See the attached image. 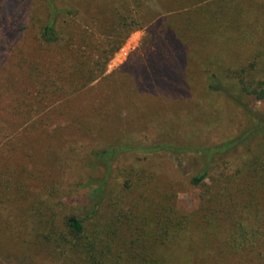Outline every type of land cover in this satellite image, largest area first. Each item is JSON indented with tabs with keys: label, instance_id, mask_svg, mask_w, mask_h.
<instances>
[{
	"label": "rangeland",
	"instance_id": "rangeland-1",
	"mask_svg": "<svg viewBox=\"0 0 264 264\" xmlns=\"http://www.w3.org/2000/svg\"><path fill=\"white\" fill-rule=\"evenodd\" d=\"M117 19L126 22L119 30ZM50 24L76 74L86 81L94 78L81 95L66 97L47 86L46 71L65 62L64 54L55 56L40 40ZM212 30L219 34L214 41L217 32ZM171 31L183 38L195 33L196 39L185 47L173 45ZM212 41L225 53L227 67H254L260 78L264 0H0V92L25 100L28 108H40L18 120L10 102L0 105V128H6L0 133V214L11 197L13 205L48 202L62 215L89 218L102 191L96 184L106 172L91 171L94 161H87L86 168L83 158L102 148L169 143L186 151L146 161L130 155L116 159L126 173L115 186L110 179L106 187L102 205L104 210L108 206V215L117 200L127 208L133 202L145 206L170 201L182 215H199L200 220L203 202L210 213L238 205L235 217L264 240V134L217 158L205 186L191 182L206 165L197 148L251 129L250 112L264 117V101L242 92L233 71H225L232 97L205 89V72L214 67L202 65L198 55ZM170 50L175 55L169 58ZM159 78L166 80V87ZM137 84L143 97L134 105ZM118 93L123 95L117 100ZM15 169L18 173H10ZM101 215L100 208L94 217ZM2 219L0 264H45L36 257L37 246L3 232ZM239 260L257 264L245 257Z\"/></svg>",
	"mask_w": 264,
	"mask_h": 264
},
{
	"label": "trees",
	"instance_id": "trees-1",
	"mask_svg": "<svg viewBox=\"0 0 264 264\" xmlns=\"http://www.w3.org/2000/svg\"><path fill=\"white\" fill-rule=\"evenodd\" d=\"M216 16L217 14L214 15ZM117 20L119 27L116 30L126 25L125 20ZM212 22L213 25L216 24V18H213ZM215 31L217 32L212 30L211 33ZM215 34L217 36L213 41L219 38L218 32ZM195 39V33L188 34L185 38L180 32L171 31L169 34L171 44L183 47L194 42ZM40 40L49 51L55 53V56L57 52L65 56V62L60 63V68L46 71L49 77L47 86L53 87L54 93L66 97L85 93L94 78L86 81L76 74L77 69L70 62L68 50L53 24L44 28ZM212 42L206 49H201L198 55L202 65L214 67L213 70L210 68L205 72V89L212 94L230 97V84L227 83L228 76L225 75V71H233L232 73H236L233 79L242 92L256 97L258 101H264V72L259 78L260 75L254 67L232 70L231 67H227L229 62L225 53L217 43ZM173 55L175 53H171V50L169 55L167 54L169 58ZM33 68L36 69L34 66ZM159 81L163 85L167 83L162 78H159ZM122 95L118 93L114 97L118 100ZM132 97L134 105H137L143 97L139 84L132 92ZM10 98L9 95L0 92V105L3 101L10 102L13 117L18 120L27 116L32 117L40 109L38 106L28 108L25 100L17 101ZM250 115L254 120L251 129L222 143L196 149L197 153L206 160V165L200 175L192 178L193 185H206V179L217 158L225 157L233 150L248 145L255 136L264 134V117L251 112ZM0 119L3 118L0 116ZM5 132L6 128L1 127L0 133ZM6 150L2 152L5 153ZM183 151L186 150L169 143L127 145L117 149L102 148L92 151L89 159L83 158L82 165L88 168L90 164L88 166L87 161H94L90 167L91 171L103 168L106 172L103 180L96 184L102 188V191L92 216L80 218L77 215H62L48 202H27L20 204L21 206L17 205L18 202H14L16 204L13 205L10 203L12 198L9 197L11 201L3 210L5 214L3 212L0 214L4 218L2 230L5 234L22 237L26 245L37 246L36 257L42 258L45 264H238L237 260L242 257L254 260L257 264H264V240L262 236L251 235L245 221L235 217L238 205H234L229 210L217 209L210 213L208 204L203 202L204 213L201 220L196 217L199 215L195 217L182 215L170 201L150 202L145 206L133 202L127 208L125 202L113 201L112 197L111 201L114 203L111 205V215L106 211L108 206L103 209L102 201L110 179L115 186L122 173H126L124 163L121 166L115 163L119 156L122 155L124 158L129 155L137 156L141 157L142 161H146L169 153L180 154ZM12 172L18 173V170L15 169L10 173ZM8 183L10 187L12 180L8 179ZM171 198L173 196L167 194V199ZM100 208L101 214H105V217L108 215V218L102 215L98 219L94 217ZM217 227L224 229V232H217Z\"/></svg>",
	"mask_w": 264,
	"mask_h": 264
}]
</instances>
